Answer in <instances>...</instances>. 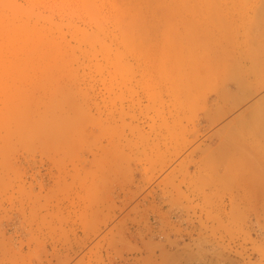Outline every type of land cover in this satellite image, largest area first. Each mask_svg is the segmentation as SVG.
Here are the masks:
<instances>
[{
  "label": "rangeland",
  "instance_id": "obj_1",
  "mask_svg": "<svg viewBox=\"0 0 264 264\" xmlns=\"http://www.w3.org/2000/svg\"><path fill=\"white\" fill-rule=\"evenodd\" d=\"M9 1L0 264H264V0Z\"/></svg>",
  "mask_w": 264,
  "mask_h": 264
},
{
  "label": "bare ground",
  "instance_id": "obj_2",
  "mask_svg": "<svg viewBox=\"0 0 264 264\" xmlns=\"http://www.w3.org/2000/svg\"><path fill=\"white\" fill-rule=\"evenodd\" d=\"M0 1H2V0H0ZM4 1H5V2L8 1V2H6V3L4 4ZM12 1H13V0H12ZM47 1H49V0H47ZM66 1H67V0H66ZM74 1H75V3L77 2V0H74ZM83 1H84V0H83ZM83 1L81 2V6H82V4H85V3H83ZM106 1H107V0H106ZM117 1L119 2V0H117ZM130 1H131V0H130ZM136 1H137V0H136ZM139 1H140V0H139ZM33 2H35V0H34ZM36 2H37V1H36ZM38 2H39V1H38ZM42 2H43V1H42ZM44 2H45V1H44ZM52 2H53V0H52ZM64 2H65V1H64ZM94 2H95V1H94ZM101 2H104V0H101ZM118 2H115V3H118ZM131 2H135V1L132 0ZM1 3H2V4H1ZM7 3H8V4H7ZM10 3L12 4L13 2H11V1H9V0H3L2 2H0V9H2V10H3V8L7 9V7H8L9 9H7V11L10 10L11 12L16 13L17 16H18L19 14H20L19 16H24V15H25L26 17H27V15H29V16H30V14L32 15V12H33V11H31V13H30V12H29L30 10L28 11L27 8H25V7H24V8L20 7V6H22V5H20V6L17 5V6H16V5H15L16 3H13V4H12V5L14 6L13 8H12V5H11V6H7V5H9ZM40 3H41V2H40ZM56 3H58V2H56ZM56 3H55V5H56ZM67 3H68V2H67ZM78 3H79V2H78ZM90 3H92V1H91ZM98 3L101 4V3H100V0H99ZM122 3H124V2H122ZM36 4H37V3H36ZM43 4H44V3H43ZM48 4H49V3H48ZM65 4H66V3H65ZM88 4H89V2H88ZM88 4H86V5L88 6ZM103 4H104V3H103ZM124 4H125V3H124ZM3 5H4V6H3ZM33 5H34V3H33ZM58 5H59V4H58ZM67 5H68V4H67ZM77 5H78V4H76V7H77ZM86 5H85V6H84V5L82 6V7H83V8H82L83 10L85 9V7H87ZM95 5H96V4H95ZM97 5H98V4H97ZM97 5H96L95 8H97ZM126 5H127V4H126ZM15 6H16L17 8H16ZM41 6H42V4H41ZM47 6H49V5H47ZM60 6H61V5H60ZM60 6H59V8H60ZM90 6H92V7H89V10L91 9L92 12H93V10H94V9H93V8H94L93 4H92V5L90 4ZM102 6H103V5H101V7H100V8H101V11H102V9H103V7H104V6H103V7H102ZM114 6L117 7V8H119V7H121V4H119V6H118V5H113V7H114ZM123 6H124V5H122L121 8H123ZM1 7H2V8H1ZM33 7H34V6H33ZM44 7H45V6H44ZM55 7H57V6H55ZM105 7H106V6H105ZM109 7H110V6H109ZM111 7H112V6H111ZM115 7H114V8H115ZM49 8H50V6H49ZM69 8H70V5H69ZM114 8H113L112 10H115ZM117 8H116V9H117ZM13 9H15L16 11H14ZM23 9H24V10H23ZM25 9H27V10H25ZM29 9H30V8H29ZM72 9H73V7L71 8V10H72ZM78 9H79V8H78ZM80 9H81V8H80ZM105 9H106V8H105ZM124 9H125V7H124ZM124 9H123V10H124ZM20 10H21L22 12H24V13H20V12H21ZM47 10H48V9H47ZM51 10H52V9H51ZM60 10H62V9H60ZM73 10H74V9H73ZM75 10H76V9H75ZM89 10L87 9V11H89ZM119 10H120V9H119ZM119 10H118V11H119ZM128 10H129V8H128ZM7 11H6V12H7ZM17 11H19V12H17ZM62 11H63V10H62ZM64 11H65V10H64ZM95 11H96V10H95ZM107 11H108V10L106 9V13H107ZM110 11H111V10H110ZM1 12H2V14H3V16H4L3 18H5V16H7V13H8V12H7L5 15H4V13H3V12H5L4 10L1 11ZM11 12H10V13H11ZM27 12H28V13H27ZM67 12H68V11H67ZM72 12H73V11L68 12V13H71V14H72ZM85 12H86V11H85ZM92 12H91V13H92ZM97 12H99L98 9H97ZM114 12H115V11H114ZM123 12H125V11H123ZM123 12H122V13H123ZM18 13H19V14H18ZM33 13H34V12H33ZM68 13H67V15H68ZM99 13H100V12H99ZM109 13H110V12H109ZM116 13H117V11H116ZM116 13H115V15H116ZM120 13H121V11H120ZM2 14H0V15H2ZM26 14H27V15H26ZM64 14H65V13H64ZM71 14H70V15H71ZM86 14H87V12H86ZM97 14H98V13H97ZM103 14H104V13H103ZM125 14L127 15V12L123 13L122 16L124 15V16L126 17ZM36 15H38V16L40 17L41 14L38 13V14H36ZM36 15L33 14V16H36ZM88 15H89V14H88ZM92 15H94V14L92 13ZM113 15H114V14H113ZM115 15H114V16H115ZM120 15H121V14H118V13H117L116 16L118 17V16H120ZM38 16H36L35 18H36V19L38 20V22H39ZM73 16H75V15H73ZM77 16L79 17V14H78V13H77ZM82 16H83V15H82ZM85 16H86V15H85ZM89 16H91V15H89ZM102 16H103V15H102ZM102 16H101V17H102ZM110 16H111V15H110ZM10 17H11V20H13L11 15H10ZM10 17H9V19H10ZM41 17H42V19H43V17H44L45 21L47 20V22H48V19H47L46 16H41ZM45 17H46V18H45ZM94 17H95V18H94ZM94 17H93L94 19H92V20H95V21H93V22L96 23V24H94V25H97L98 22L100 21V19L97 18V20H96V17H100V14H99V16H94ZM1 18H2V17H1ZM28 18H29V17H28ZM28 18H27V20H29ZM31 18H32V16H31ZM48 18H49V21H50V22H48V24H49V23H50V24H54V23H55V22L52 21L51 17L48 16ZM70 18L72 19V16H70ZM88 18H89V17H88ZM102 18H103V17H102ZM110 18H111V17H110ZM115 18H116V17H115ZM120 18H121V17H120ZM7 19H8V18H7ZM36 19H35V20H36ZM89 19H91V18H89ZM103 19H104V18H103ZM103 19H102V20H103ZM106 19H107V18H106ZM108 19H109V18H108ZM125 19H126V18H125ZM5 20H6V19H5ZM5 20H3V21H5ZM15 20H16V19H15ZM92 20H89V21H91L90 23H92ZM104 20H105V19H104ZM104 20H103V21H104ZM114 20H115V19H114ZM116 20H118V19L116 18ZM116 20H115V21H116ZM122 20H123V19H122ZM3 21H1V22H3ZM42 21H43V20H42ZM51 21H52V23H51ZM106 21H107V20H106ZM106 21H105V23H106ZM109 21H110V20H109ZM124 21H125V20H124ZM124 21H123V23H124ZM5 22H8V21H5ZM34 22H37V21H34ZM69 22H70V21H69ZM69 22H68V23H69ZM83 22H84V21H83ZM119 22H120V21H119ZM3 23H4V22H3ZM3 23H0V36H1V35H5L6 37H5V40H4V41H3V38H2L1 41H3V42L0 44V47H2V48H4V49H5V48L8 49V48L13 47L14 45H16V46H17V45H20L22 48H30V47L32 48V47H35L36 45H42L43 47H47V48L49 47V48L52 49L54 43H53V42H50V41H46V39L44 38V34H43L42 32L37 31V30H36L35 28H33V26H31L28 22H26V21H25V22H21V24H19V25H16V24H15L14 26H13V25H10V26L8 25V26H6V25H4ZM66 23H67V22H66ZM66 23H65V24H66ZM74 23H75V21H74ZM88 23H89V22H88ZM100 23H103V22L100 21V22H99V25H100ZM121 23H122V22H121ZM123 23H122V24H123ZM55 24H56V23H55ZM55 24H54L53 26H55V27L57 28V26H58L59 24H58V25H55ZM109 24H110V23H109ZM124 24H125V23H124ZM124 24H123V26H124ZM35 25H37V24H35ZM66 25H67V24H66ZM69 25H70V23H69ZM69 25H67L68 28L71 27V26L69 27ZM71 25H73V27H75L74 24H71ZM94 25H93V26H94ZM99 25H98V26H99ZM103 25H104V24H101V26H99V27H102V28H103V27H104ZM106 25H107V24H106ZM111 25H112V24H111ZM116 25L119 26L118 24H116ZM59 26L62 27V23H60ZM123 26H121V27L123 28ZM40 27L42 28V30L44 29L43 26L40 25ZM50 27H51V26H50ZM76 27H77V25H76ZM76 27H75V28H76ZM99 27H98V29H99ZM108 27H109V26H108ZM56 28H55V29H56ZM59 28H60V27H58V30H57L58 32H59V30H60ZM66 28H67V27H66ZM77 28H78L77 30H78L79 32H81V29L79 28V26H78ZM122 28H120L119 30H121ZM79 29H80V30H79ZM84 29H85V28H84ZM100 29H101V28H100ZM44 30H45V29H44ZM66 30H67V29H66ZM77 30H76V31H77ZM104 30H105V27H104ZM46 31H48V29H47ZM72 31H73V29H72ZM74 31H75V30H74ZM78 31H77V32H78ZM82 31H83V30H82ZM84 31H87V29L84 30ZM84 31H83V32H84ZM108 31H109V30H108ZM108 31H107V33H108ZM110 31H111V30H110ZM122 31H123V29H122ZM43 32H44V31H43ZM48 32H50V31H48ZM60 32L63 33V30H60ZM70 32H71V31H70ZM79 32H78V33H79ZM91 32H92V34H90V32H87V33H89L88 35H86L85 32H84V34L86 35V37L88 36L89 39H90V37H92L93 35H95V34H93V31H91ZM95 32H96L97 37H98V35L101 33V32H98V30L95 31ZM97 32H98L99 34H98ZM102 32L105 33V34L102 35L101 37L99 36V40H100L103 36L106 37V35H107L106 31H105V32L102 31ZM45 33H46V32H45ZM71 33H73V32H71ZM78 33H77V34H78ZM47 34L49 35V33H47ZM47 34H46V36H47ZM54 34H56V33H54ZM81 34H82V32H81ZM57 35H58V33H57ZM89 35H90V36H89ZM50 36H52V33L50 34ZM54 36H55V35H54ZM72 36H73V35H72ZM82 36H83V34H82ZM83 37L85 38V36H83ZM88 37L86 38L87 40H89ZM105 37H103V39H104ZM84 38H82V39H84ZM94 38H95V40H96V36H94ZM54 39H55V38H54ZM86 39L83 40V41L88 42ZM106 39H107V38H106ZM59 40H60V39H59ZM62 40H64V39H62ZM62 40H61V41H62ZM70 40H71V39H70ZM90 40H91L92 42L89 41V43L91 42V43L94 44L93 39H90ZM95 40H94V41H95ZM99 40H98V39L96 40L98 45H99V43H98ZM57 41H58V40H57ZM75 41H77V40H75ZM75 41H74V42H75ZM83 41H81V42L84 43ZM96 41H95V42H96ZM101 41H102V39H101L99 42H101ZM103 41L105 42V40H103ZM103 41H102L103 45L105 44L104 46H106V47L108 48V44H106V42L104 43ZM65 42H66V40H65ZM67 42H68V41H67ZM89 43H88V45H90ZM102 43H101V44H102ZM58 44H59V43H58ZM65 44H67V43H65ZM69 45H70V44H69ZM94 45H95V44H94ZM94 45H93V46L91 45V46L94 47ZM59 46H60V45H59ZM66 46H67V45H66ZM91 46H90V47H91ZM96 46H97V45H96ZM70 47H71V45H70ZM74 47H75V46H74ZM76 47H77V46H76ZM2 48H1V49H2ZM40 48H41V47H39V48H37V49L39 50ZM57 48H58V47H57ZM99 48H100V46H99ZM33 49H34V48H33ZM72 49H73V45H72L71 50H72ZM94 49H95V47H94ZM63 50H64V49H63ZM51 51H52V50H51ZM74 51H75V50H74ZM97 51H98V50H97ZM6 52H7V51H6ZM65 52H66V51H65ZM70 52H72V51H70ZM46 53H47V52H46ZM49 53H50V52H49ZM66 53H67V52H66ZM106 53H107V51H106ZM52 54L55 55L54 52H51V54H46V55H51V56L53 57ZM100 54H101V53H100ZM67 55H68V54H67ZM75 55H76V54H75V52H74V57H75ZM108 55H109V53H108ZM24 56H25V55H24ZM70 56H71V55H70ZM47 57H49V56H47ZM76 57H77V56H76ZM42 58H44V57H42ZM49 58H50V57H49ZM69 58H70V57H69ZM92 58H93V57H92ZM92 58H91V59H92ZM96 58H97V57H96ZM53 60H54V59H53ZM76 61H77V60H75V61H73V62H76ZM53 62H54V61H52V64H54ZM55 62H57V61L55 60ZM52 64H51V65H52ZM58 64H59V63H58ZM55 65H56V64H55ZM261 88H263V87L261 86ZM257 89H258V88H257ZM251 91H252V90H251ZM258 93H260V92H258ZM258 93H257V94H258ZM255 95H256L255 92H254V93H250V92H249V95L247 94L246 97L244 96L245 98H243V99H244L243 101L240 100L241 102H240L239 104H235V106H233L232 108H230V109L228 110L227 113H228V114L233 113L236 109L242 107L241 105H244V104L250 102V101L254 98ZM246 109H247V108H246Z\"/></svg>",
  "mask_w": 264,
  "mask_h": 264
}]
</instances>
